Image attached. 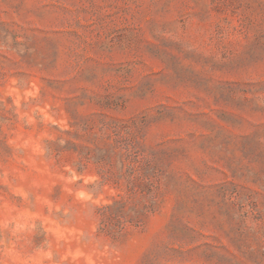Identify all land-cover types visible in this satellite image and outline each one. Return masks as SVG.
<instances>
[{"label": "rangeland", "instance_id": "rangeland-1", "mask_svg": "<svg viewBox=\"0 0 264 264\" xmlns=\"http://www.w3.org/2000/svg\"><path fill=\"white\" fill-rule=\"evenodd\" d=\"M0 264H264V0H0Z\"/></svg>", "mask_w": 264, "mask_h": 264}]
</instances>
